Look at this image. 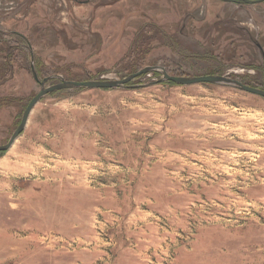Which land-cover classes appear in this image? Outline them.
<instances>
[{
    "label": "rangeland",
    "instance_id": "obj_1",
    "mask_svg": "<svg viewBox=\"0 0 264 264\" xmlns=\"http://www.w3.org/2000/svg\"><path fill=\"white\" fill-rule=\"evenodd\" d=\"M0 264H264V1L0 0Z\"/></svg>",
    "mask_w": 264,
    "mask_h": 264
},
{
    "label": "water",
    "instance_id": "obj_2",
    "mask_svg": "<svg viewBox=\"0 0 264 264\" xmlns=\"http://www.w3.org/2000/svg\"><path fill=\"white\" fill-rule=\"evenodd\" d=\"M247 4H255V3H261L264 0H241ZM154 68H145L141 70L138 73H135L128 77L127 79L123 81H107V82H91V81H86V82H68L65 81L61 84L54 85L49 88H44L42 91H40L39 94H37L29 103L28 107L25 110L23 119L15 133L13 134L11 140L9 141L8 144L5 145H0V151H6L9 150L10 147L13 145L15 140L22 134L24 129L27 126V123L29 121L30 115L34 109V107L37 105V103L41 100L42 97L45 95L52 93L54 91L62 90V89H67L71 87H90V88H114V87H119L143 74H146L150 71H153ZM164 76L176 83H179L181 85H192V84H200V83H215V84H222V85H227V86H232L238 89H241L243 91L249 92L254 95L262 96L264 97V90L255 88L249 85H245L237 80H234L230 77L227 76H217V75H206V76H198V77H193V78H186V77H179V76H171L169 75L165 70H163Z\"/></svg>",
    "mask_w": 264,
    "mask_h": 264
},
{
    "label": "bare ground",
    "instance_id": "obj_3",
    "mask_svg": "<svg viewBox=\"0 0 264 264\" xmlns=\"http://www.w3.org/2000/svg\"><path fill=\"white\" fill-rule=\"evenodd\" d=\"M16 140H17V139H16ZM16 140H15V141H16ZM14 143H15V142H14ZM14 143H13V144H14ZM12 146H13V145H12ZM12 146H11V147H12ZM11 147H10V148H11Z\"/></svg>",
    "mask_w": 264,
    "mask_h": 264
}]
</instances>
